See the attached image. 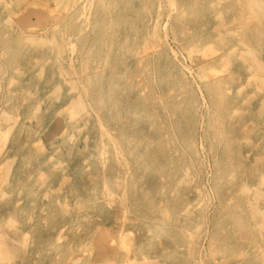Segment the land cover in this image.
<instances>
[{
    "label": "rangeland",
    "instance_id": "374dc122",
    "mask_svg": "<svg viewBox=\"0 0 264 264\" xmlns=\"http://www.w3.org/2000/svg\"><path fill=\"white\" fill-rule=\"evenodd\" d=\"M103 262L264 264V0H0V264Z\"/></svg>",
    "mask_w": 264,
    "mask_h": 264
},
{
    "label": "bare ground",
    "instance_id": "6f19581e",
    "mask_svg": "<svg viewBox=\"0 0 264 264\" xmlns=\"http://www.w3.org/2000/svg\"><path fill=\"white\" fill-rule=\"evenodd\" d=\"M93 143V142H92ZM114 145V144H113ZM113 147V146H112ZM110 148V147H109ZM111 154H113V153H111ZM120 160V159H119ZM261 160V159H260ZM117 161V160H116ZM116 166V165H115ZM131 179H132V177H131ZM133 180V179H132ZM131 183H132V181H131ZM78 189H76V191H77ZM76 191H75V193H76ZM78 193H79V191H78ZM78 193H76V194H78ZM85 203V202H84ZM256 203V202H255ZM79 204H81V202H79ZM84 205V204H83ZM80 206V205H79ZM78 206V207H79ZM86 206V205H85ZM91 206V205H90ZM89 207V206H88ZM92 207V206H91ZM80 209V208H79ZM95 210H96V208H94ZM77 210V209H76ZM89 210V209H88ZM80 211V210H79ZM83 211V210H82ZM256 212V211H255ZM78 213V212H77ZM84 213H85V211H84ZM87 213V212H86ZM81 214V213H80ZM78 219H80V217L78 218ZM90 230V229H89ZM117 230V229H116ZM90 234V233H89ZM108 236V235H107ZM110 236V235H109ZM60 237V236H59ZM110 237H112V236H110ZM109 237V238H110ZM109 238H107V239H109ZM60 239V238H59ZM58 239V240H59ZM60 241H62L61 239H60ZM60 241H57V242H60ZM112 242V241H111ZM114 242V241H113ZM114 245V244H113ZM31 252V251H30ZM29 253V252H28ZM78 261H79V259H78ZM84 261V260H83ZM87 262V261H86ZM85 262V263H86ZM146 263V262H145ZM100 264H107L106 262H103V263H100Z\"/></svg>",
    "mask_w": 264,
    "mask_h": 264
}]
</instances>
